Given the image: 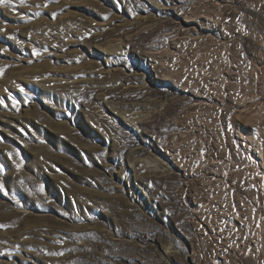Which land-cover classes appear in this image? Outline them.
<instances>
[{
  "label": "rangeland",
  "instance_id": "obj_1",
  "mask_svg": "<svg viewBox=\"0 0 264 264\" xmlns=\"http://www.w3.org/2000/svg\"><path fill=\"white\" fill-rule=\"evenodd\" d=\"M0 29V264H264V0H5ZM212 48L227 57L217 91L209 66L186 75ZM203 111L222 140L207 150L229 156L234 235L173 147L210 136Z\"/></svg>",
  "mask_w": 264,
  "mask_h": 264
},
{
  "label": "bare ground",
  "instance_id": "obj_2",
  "mask_svg": "<svg viewBox=\"0 0 264 264\" xmlns=\"http://www.w3.org/2000/svg\"><path fill=\"white\" fill-rule=\"evenodd\" d=\"M162 58L164 59V63L167 66L175 68L174 72L177 75H182L180 72V68L182 67V65L178 63L175 55L166 52V55L162 56ZM226 62V52L222 49L212 48L208 52H206L205 56L201 57L200 59H198V61H196V69L189 68L186 70V75L202 76L210 70V73L208 75L209 77L203 76L202 79H208L212 81V88L217 91L220 88V84L223 82L221 78V72ZM176 64H179V66H177ZM207 66H209L210 69L208 71H205V67ZM194 121H196V124L198 126H204L206 130L205 133H209L210 136L207 137L203 135V128L199 131L192 129L183 137L174 136L173 139L175 140V142L173 143V147L175 148V150L179 151L182 156H185L183 155L185 152L191 157L189 165L192 167L193 170L199 173L198 176L201 179V186L206 188L215 200V202L212 203L214 209H209L206 214V217L210 221L211 225H218L220 231H222L223 234L234 235V228L232 225H230L233 223L231 217L234 214V208L228 197L224 183V176L226 175L228 169L229 156L226 150H223L222 153H216L214 155L211 154L210 150H207V146L209 145V143L206 141H210V139L211 142L214 141L213 143L215 145L216 152H219L222 149V140L220 137L221 135L219 131L217 117L214 114L212 115L208 112L203 111L198 113L194 117ZM238 132L239 136H241L239 137V139L240 141L242 139L241 142L244 144L239 145L241 146L242 150L246 153L247 158L252 159H250L252 165L256 167V164L258 163V160L260 159V156L262 154V146L258 140L257 135H250L242 130ZM176 140L180 141L178 142L179 144L176 143ZM181 146H183L184 148L182 147L178 149ZM209 169L213 170V178L216 177V179H209V177L207 176V171ZM245 214L249 218V221L247 223L248 226L252 214L250 213V211H247ZM254 234V237L256 239V244H254V252L256 253V256L260 258V254L264 250V219L261 217L257 220V226L254 231Z\"/></svg>",
  "mask_w": 264,
  "mask_h": 264
},
{
  "label": "snow or ice",
  "instance_id": "obj_3",
  "mask_svg": "<svg viewBox=\"0 0 264 264\" xmlns=\"http://www.w3.org/2000/svg\"><path fill=\"white\" fill-rule=\"evenodd\" d=\"M5 3V0H0V4H4ZM37 15H39V13H37ZM52 18H55V13L52 14ZM104 19H107V17L105 16ZM0 31H3V29H0ZM0 51H7V49H0ZM38 53L36 52L35 49H33V55H37ZM0 73H3V69L0 68ZM20 91L23 92L24 89L21 87L20 88ZM10 99H12V104L13 106L16 105V100L14 98H12L11 96L9 97ZM2 137H0V141H2ZM19 153H17L18 155ZM9 156L12 155V153H8ZM17 167H19V165H17ZM5 189H4V186L2 184H0V192H4ZM0 227H6V225H0Z\"/></svg>",
  "mask_w": 264,
  "mask_h": 264
}]
</instances>
